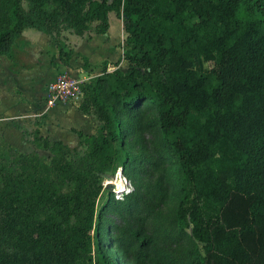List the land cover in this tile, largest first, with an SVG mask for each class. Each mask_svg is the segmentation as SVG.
I'll list each match as a JSON object with an SVG mask.
<instances>
[{
	"label": "trees",
	"instance_id": "obj_1",
	"mask_svg": "<svg viewBox=\"0 0 264 264\" xmlns=\"http://www.w3.org/2000/svg\"><path fill=\"white\" fill-rule=\"evenodd\" d=\"M8 1L0 54L35 28L67 64L62 31L98 22L106 33L115 12L129 66L80 83L81 111L102 122L77 131L84 149L36 130L49 160L0 152V264H94L101 175L128 157L121 115L157 125L179 170L176 224L204 249L198 264H264V0Z\"/></svg>",
	"mask_w": 264,
	"mask_h": 264
},
{
	"label": "rangeland",
	"instance_id": "obj_2",
	"mask_svg": "<svg viewBox=\"0 0 264 264\" xmlns=\"http://www.w3.org/2000/svg\"><path fill=\"white\" fill-rule=\"evenodd\" d=\"M24 5L28 6L26 1ZM9 8L8 0H0V26L9 23ZM111 16L112 25L108 32L98 33V22H94L85 32V38H92L93 44L91 62L84 57V68L94 64L98 74L102 73L104 66L114 70L127 69L129 65L123 59L127 37L126 18L118 17L115 12ZM71 36L81 40L72 30L65 29L61 33L65 42L72 39ZM42 118L40 114L35 119L31 116L26 120L31 130L17 122L16 118H9L7 128L18 131V143L11 142L9 138L2 140L0 152L5 151L14 158L21 152L36 149L43 158L49 160L50 151L35 146L34 141L35 126L41 124ZM121 119L128 157L116 170L101 175L103 189L96 202V223L103 247L101 251L94 247V264H198V249H204L202 243L191 236L190 229L182 232L176 224L175 210L181 194L179 170L167 159L157 125H139L124 115H121ZM70 121L77 123L79 117L74 115ZM68 127L67 124H57L58 133L63 134L65 139L77 131ZM54 135L51 138H55ZM78 145L81 149L85 148L81 143ZM119 173L126 184L122 191L116 190ZM103 251L109 257V262H106Z\"/></svg>",
	"mask_w": 264,
	"mask_h": 264
},
{
	"label": "crops",
	"instance_id": "obj_3",
	"mask_svg": "<svg viewBox=\"0 0 264 264\" xmlns=\"http://www.w3.org/2000/svg\"><path fill=\"white\" fill-rule=\"evenodd\" d=\"M111 13H109L110 27ZM77 36L81 40L71 36L72 39L66 41L76 53L67 64L61 60L58 46L52 41V36L35 28H26L23 31L13 45L10 55L0 54V143L8 138L11 142L18 143V131L7 128L9 118H16L17 122L30 129L31 125L26 120L31 116L35 119L40 114L43 115L42 122L35 126L40 136L50 140H62L70 146L80 143L77 131L92 134L101 130L102 122L94 114H85L81 111L79 100L83 95L52 105L47 101L49 86L59 74L69 75L79 84L98 74L94 64L85 69L83 62L84 57L91 62L93 39L87 40L86 33ZM108 70L112 69L108 68ZM74 115L79 117V122L70 121ZM57 124H67L68 128L72 127L77 131L72 133L68 130L72 136L65 139L63 134L58 133ZM53 135L55 138H51ZM36 145L38 146L37 143Z\"/></svg>",
	"mask_w": 264,
	"mask_h": 264
},
{
	"label": "built area",
	"instance_id": "obj_4",
	"mask_svg": "<svg viewBox=\"0 0 264 264\" xmlns=\"http://www.w3.org/2000/svg\"><path fill=\"white\" fill-rule=\"evenodd\" d=\"M81 95L83 93L80 84L71 76L62 73L50 84L47 101L52 105L66 102Z\"/></svg>",
	"mask_w": 264,
	"mask_h": 264
},
{
	"label": "bare ground",
	"instance_id": "obj_5",
	"mask_svg": "<svg viewBox=\"0 0 264 264\" xmlns=\"http://www.w3.org/2000/svg\"><path fill=\"white\" fill-rule=\"evenodd\" d=\"M118 177H119V179H118V182L116 183L117 184L116 190L122 191V190H124V188H126L125 187L126 184H124L125 180H124V177L121 173H119Z\"/></svg>",
	"mask_w": 264,
	"mask_h": 264
}]
</instances>
